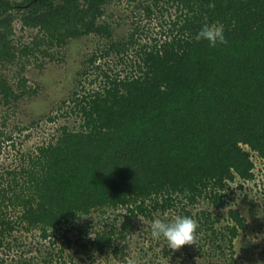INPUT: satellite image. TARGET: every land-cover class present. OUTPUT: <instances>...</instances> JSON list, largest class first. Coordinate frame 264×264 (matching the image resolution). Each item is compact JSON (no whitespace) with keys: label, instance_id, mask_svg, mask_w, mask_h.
Masks as SVG:
<instances>
[{"label":"trees","instance_id":"obj_1","mask_svg":"<svg viewBox=\"0 0 264 264\" xmlns=\"http://www.w3.org/2000/svg\"><path fill=\"white\" fill-rule=\"evenodd\" d=\"M122 2L0 0L3 128L37 96L26 78L33 67L65 58L71 42L98 39L91 53H79L65 111L52 102L43 118L0 128V159L15 147V131L56 128L17 166L1 164L0 264H68L70 232L94 215L101 227L91 221L79 230L82 247L100 256L123 258L136 222L182 215L198 222L197 245L172 250L163 240L157 252L162 240L148 226L155 258L243 264L235 242L248 224L231 199L264 167V0H129L156 21L144 41L135 21L114 39L110 8ZM205 23L222 25L227 43L197 41ZM61 118L67 123L57 126ZM27 237L35 239L27 245Z\"/></svg>","mask_w":264,"mask_h":264},{"label":"rangeland","instance_id":"obj_2","mask_svg":"<svg viewBox=\"0 0 264 264\" xmlns=\"http://www.w3.org/2000/svg\"><path fill=\"white\" fill-rule=\"evenodd\" d=\"M135 6V2L129 3V0H123L119 6L110 8L115 14L112 22L110 21L112 26L116 28L115 40L132 31L130 26L133 21L137 22V25L140 26L141 40L143 41L147 36L151 37L153 32H157L158 27L155 25L156 21L152 22L151 25V22L144 17V14L135 9ZM97 41V38L86 37L81 41L71 42L65 50V58L60 59L59 57L56 61L47 63L40 69H36L35 67L30 68L31 71L26 78L29 79V86L37 90V96L26 101L23 106V112H21L23 114L17 113L18 117L15 120L11 118L8 127L3 128L0 122L1 130L13 132L19 126L20 122L24 124L35 117L43 118L42 115L51 110L52 102L55 103L56 110L60 113V102L70 98L74 89L77 88L79 78L77 72L83 60L79 53L83 56L85 53H91L95 49ZM111 61L113 60L111 59ZM111 68L116 70L115 63L111 64ZM88 84L89 81L84 86L90 88ZM62 109L65 111L63 107ZM32 111L35 113L33 114ZM70 122H73L69 124L71 127L77 125L73 120ZM66 123L67 121L61 118L57 126ZM15 133L13 138L15 147L10 143L5 148L6 150L4 149L9 157L0 159V167L1 164H4V166L13 165V167L15 164L16 166L20 164V159L18 158H21V154L32 152L39 144L46 142L51 135L56 133V128L53 124L43 123L41 127H33L21 135L16 131ZM27 135H29V138L26 137ZM258 172H260L258 180L249 184L244 183L245 188L243 191L236 189L240 183L236 187V184L232 185L235 187L234 189L236 190L234 191L236 192L231 199V208L239 210L242 216L246 218L248 224V228L235 242L237 257L243 264H264V167L263 170H258ZM171 217L170 215H158L156 218L168 220ZM99 218L97 215L86 218L80 221L75 226V229L70 232L69 237L73 241V249L66 253L65 259L68 264H72L73 262L74 264H130L133 259L135 260V264H170V262L163 258H155L153 253L148 251V246L151 245V239L145 234L150 224L148 221H143L142 219V221L135 223V232L130 237L128 235L127 241L122 245L124 248L123 258H114L110 253L100 256L95 254L92 249L85 250L82 244L87 238L81 234L79 228L82 230L89 222L93 221L92 223L95 225V228L97 227L96 229H98L102 223ZM143 230L145 231L143 232ZM34 239L35 237H27L24 242L29 245ZM163 243L164 241L162 240L161 247L156 248L157 252L161 250ZM40 248L42 249V247ZM15 253L11 252L10 256L13 257ZM32 254L36 255V252L33 251ZM119 255L122 256V254ZM60 262H63V260L56 259L54 264H60Z\"/></svg>","mask_w":264,"mask_h":264},{"label":"clouds","instance_id":"obj_3","mask_svg":"<svg viewBox=\"0 0 264 264\" xmlns=\"http://www.w3.org/2000/svg\"><path fill=\"white\" fill-rule=\"evenodd\" d=\"M197 41H207L210 47L226 44L222 25L205 23L197 33ZM198 222L191 216L175 215L170 220L154 218L149 225L155 241H166L167 248L179 250L185 245H197ZM130 264H135L133 259Z\"/></svg>","mask_w":264,"mask_h":264}]
</instances>
